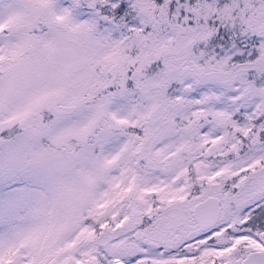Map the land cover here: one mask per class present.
Wrapping results in <instances>:
<instances>
[{"label": "snow or ice", "instance_id": "1", "mask_svg": "<svg viewBox=\"0 0 264 264\" xmlns=\"http://www.w3.org/2000/svg\"><path fill=\"white\" fill-rule=\"evenodd\" d=\"M0 264H264V0H0Z\"/></svg>", "mask_w": 264, "mask_h": 264}]
</instances>
